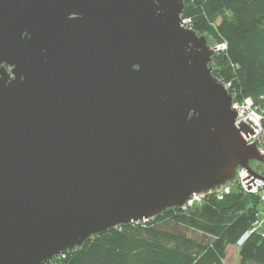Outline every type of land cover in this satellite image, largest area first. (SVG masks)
<instances>
[{"label": "water", "instance_id": "1", "mask_svg": "<svg viewBox=\"0 0 264 264\" xmlns=\"http://www.w3.org/2000/svg\"><path fill=\"white\" fill-rule=\"evenodd\" d=\"M184 1L0 0V264L264 182Z\"/></svg>", "mask_w": 264, "mask_h": 264}, {"label": "trees", "instance_id": "2", "mask_svg": "<svg viewBox=\"0 0 264 264\" xmlns=\"http://www.w3.org/2000/svg\"><path fill=\"white\" fill-rule=\"evenodd\" d=\"M181 17L212 45L225 46L210 66L233 99L251 98L262 106L264 0H185ZM259 203L239 191L221 198L211 192L191 206L95 235L49 264H226L229 246L237 248V264H264L259 233L237 244L257 224Z\"/></svg>", "mask_w": 264, "mask_h": 264}, {"label": "built area", "instance_id": "3", "mask_svg": "<svg viewBox=\"0 0 264 264\" xmlns=\"http://www.w3.org/2000/svg\"><path fill=\"white\" fill-rule=\"evenodd\" d=\"M183 20L184 26L188 28V22L187 20ZM215 52L224 50V45H216L214 46ZM224 85V84H223ZM225 89L228 91V85H224ZM264 101V95L260 97ZM231 108H233L236 111V117L234 121V126L238 128L237 123L243 121L246 125H248L254 132V135H252L249 138H246L244 134L240 131V135L245 141V143H254L257 142V148L260 156L264 160V102L263 105L256 104L251 98H245L243 100H234L232 97V103ZM248 121H250L257 129H255L251 124H249ZM251 168V167H250ZM252 169V168H251ZM253 170V169H252ZM255 172V170H253ZM257 172V171H256ZM238 175L235 177V180L231 183L232 185L229 186V184L224 185L223 187H220L221 194H216L218 197H222L225 194L230 193L231 188H234L236 191L246 193L248 195H252L260 201V203L264 204V182L260 181L256 178H254L252 175L246 173L242 169H237ZM236 173V174H237ZM249 177L248 179L242 181V179ZM254 178V179H253ZM253 179V183H249L245 185L246 182ZM251 186V189L247 190L246 187ZM219 189V188H218ZM217 190V189H216ZM214 190L213 193H216L217 191ZM201 196L193 195L189 201L187 202L186 206H191L195 203L200 202ZM256 224L253 225L250 229H248L238 240L237 244L241 245L243 244L247 238L253 234V233H259L261 237H264V232H259L257 228H255Z\"/></svg>", "mask_w": 264, "mask_h": 264}, {"label": "rangeland", "instance_id": "4", "mask_svg": "<svg viewBox=\"0 0 264 264\" xmlns=\"http://www.w3.org/2000/svg\"><path fill=\"white\" fill-rule=\"evenodd\" d=\"M212 43V41L209 39V41H208V45L210 46V47H214V45H212L211 44ZM250 165V167L253 169V170H255V173L257 174V175H260V176H263V174H264V170H263V168L261 167L262 165H264V164H257V162H253V163H250L249 164ZM239 170V169H238ZM257 171V172H256ZM236 173H237V171H236ZM238 175V173L236 174V176ZM235 176V177H236ZM264 177V176H263ZM234 180H235V178H234ZM233 180V181H234ZM232 181V182H233ZM232 182H229V183H226V184H229V186H231L232 184ZM226 184H225V186H226ZM224 186V185H223ZM222 186V187H223ZM217 192H216V194L218 193V194H221V192H220V187H219V189H217L216 190ZM232 191H236L234 188H231V191L230 192H232ZM219 198H221L220 196H219ZM263 209H264V204L263 203H259V205H258V222H257V224H256V226H255V228H257V230H258V227L261 225V223L264 221V212H263ZM249 238V237H248ZM247 238V239H248ZM237 262H238V255H237V248H235V247H233V246H229V248H228V250H227V253H226V261H225V263L226 264H237Z\"/></svg>", "mask_w": 264, "mask_h": 264}, {"label": "crops", "instance_id": "5", "mask_svg": "<svg viewBox=\"0 0 264 264\" xmlns=\"http://www.w3.org/2000/svg\"><path fill=\"white\" fill-rule=\"evenodd\" d=\"M264 212V209H263ZM264 215V214H263ZM259 232H264V221L261 223V225L258 227Z\"/></svg>", "mask_w": 264, "mask_h": 264}]
</instances>
